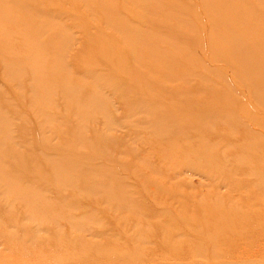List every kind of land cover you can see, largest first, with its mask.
I'll return each mask as SVG.
<instances>
[{"label": "bare ground", "instance_id": "6f19581e", "mask_svg": "<svg viewBox=\"0 0 264 264\" xmlns=\"http://www.w3.org/2000/svg\"><path fill=\"white\" fill-rule=\"evenodd\" d=\"M45 1L0 0V19L5 24L0 27V37L6 26L15 25L20 30L31 26L38 33H51L52 36L62 40L61 46L55 49L53 54H45L43 45L39 42L31 47L26 40L15 44L12 39H7L5 41L7 45L5 49H2V40L0 39V67L7 69L8 82H16L19 87L32 83L18 93L12 94L9 91L2 93L0 105L11 102L13 108L21 106V113L26 119L22 131L31 130L34 133V137L28 138L30 140L22 141L23 147L20 150L15 148L17 142L13 139L9 143L0 141V158L10 155L15 157L14 160L16 158L19 160V164L16 165L18 172H15L14 175L5 174L4 168L11 169L12 167L3 165L2 160L0 161V255L9 252L21 254L29 252L33 253L35 261L44 262L46 258H43L39 252H35V249L37 246H45L57 253L55 257H61V264H83L84 262L161 264L164 261H170L173 264H253L251 260L242 259L243 257L234 258L231 256V252L220 256L202 252L188 257L190 252L195 251L205 241L204 237L195 235L191 239L189 236L192 233L206 235L213 229V223L216 226L221 224L222 229L226 228L225 231L229 233L234 232V228H237L240 220L231 219V214H233L231 211L228 214L225 211L213 209L207 211L209 207L204 205L205 208L196 206L191 213H185L182 209L189 208V205H183V203L179 207L170 203L159 209L152 203L132 205L134 200L138 199L137 192L133 194L124 188L125 180L129 178L119 176L120 168L112 166L122 156L116 154L115 148L110 151L106 144L117 145L120 139L110 135L106 138V143L95 141L97 137L104 135L103 132H112L110 127L114 122L111 115H104L107 111V104L109 105L108 101H111L99 97L103 87L93 85L100 78L91 79L88 77L94 75V72L98 70V67L95 69L93 66H99L105 62L109 55L120 54L125 59L124 61H130L131 57H134L133 53L125 52L114 42L119 35L120 37L129 36L132 43L142 41L144 46L157 49L152 54L160 60V64L152 72L160 75L164 83L168 78V73L164 68L170 63L175 62L178 67L193 66L192 75L181 77L183 85L178 94L182 98L178 94L175 97L172 96L173 90L165 86L164 83L159 85L158 90L144 88L140 82L135 81L137 79L131 70L125 71L127 76L124 83H119L118 86L113 84L108 86L117 94L120 93L121 96V91L126 89L134 88L138 91L137 99L128 102V98L122 97L120 104L130 108L134 113L135 122L143 127L144 133L142 134H145L146 138L143 139L144 141L139 138L140 146L147 145V150L152 151L153 154L162 155L165 160H171V162L186 155L185 157L189 158L188 164H191L192 167H200L207 179H232L235 174L249 173V165L246 162L238 161V163L230 165L231 163L229 164L226 160L231 158L230 156H248L264 152V136L246 129L242 135L247 140L256 139L254 142L246 146H228L225 143L233 138L235 132L227 131L225 134H216L217 130L213 126H207L206 120H215L218 112L228 111L231 116L248 121L252 126L264 128V118L258 117L255 113H249L250 107L254 105V100L255 105L264 111V63L257 62L260 59L264 60V38L257 43L259 49L256 48L257 45L246 47L239 44L244 37L254 36L264 31V0L260 4L261 6L249 3L250 0H212L192 16H189L188 13L194 9V6H186L183 3L176 5L173 0H119V6L116 1L110 5L111 3H105L107 0L103 2L81 0L80 5L83 6L84 3L90 7V13L79 16L77 21L73 22H66L64 16L70 9L75 8V3H71L67 8L62 4V0H57L61 5L56 4L54 11H48L44 4ZM130 2L140 3V9L144 12H154L156 18L148 20L146 23H139L138 29L133 28L131 23L123 19L124 12L120 9L123 4ZM240 4L247 8L246 13H233L232 9ZM9 7H25L28 8V11L19 17L14 14L6 15L4 11ZM166 13L171 14L170 19L159 22L157 17ZM44 17L49 21H42ZM98 20H101L102 25L115 27V37L107 36L102 27H93L92 22ZM197 22H200V25H197ZM142 24L148 28L156 29L157 32L148 35ZM185 26L186 31H184ZM202 26H205V32L209 31L210 33L216 27L222 31L221 35H211L208 40V46L215 48L214 56L218 59H226L232 55H250L253 50H257V53L253 58L250 57L249 61L240 62L237 65L238 70L235 71L237 76L244 74L247 69L251 72L250 77L245 81L246 87L250 89L248 99L240 92L236 94L233 89L224 93L207 86L215 79L226 80L228 72L226 69L220 70L215 67L210 69L204 58L192 54V47L201 46L197 43L196 38L198 31L204 29ZM75 27L82 29L89 38L88 46H82L79 49L81 53L79 57L77 53L74 55L69 48L72 41L75 40L69 31ZM92 29L96 30L94 34L90 33ZM162 35H166L167 39L162 40ZM232 39L234 43L230 44L229 41ZM109 44L111 47L107 52L100 49V47ZM92 48L98 49L93 51ZM63 52L68 56L61 57ZM84 53L87 54V58L80 59ZM79 62L86 67L85 74L79 72L77 75L70 76V64ZM226 64L231 66L230 63ZM107 67L111 68L113 76L116 78L120 76L115 64H107ZM28 70L36 71L37 76H40L41 79H47V83L37 85L35 79L40 78L31 79L22 76ZM193 76H197L201 83L185 96L186 86ZM259 80L262 82L260 83ZM89 86H95V90L89 94L84 93V90ZM56 98H59V102L73 98V101H68L65 104L66 110L69 114L77 116L82 124L64 120L56 129V132L63 136L60 145L50 147L52 146L51 142H47L50 139L39 134V124L34 121L30 111L42 110L41 114L45 118V124L54 127L60 120L57 115L48 113L46 110L48 104ZM235 100L238 101L235 102ZM83 107H90L93 112L83 113L81 111ZM15 108L14 110H16ZM235 108L238 110L237 113ZM181 113H184L185 116L179 117ZM98 115L103 116L104 127L98 125L90 127L89 121L94 123ZM14 116L16 113L0 116V135L6 133L11 127L9 124ZM209 136L219 137L218 140L221 143H206L203 141L204 139L202 140ZM192 143L194 146L190 145ZM127 151L132 156H139V152ZM88 156L93 159L87 164L84 163V160ZM255 158V162L251 164L263 168L264 157L255 156ZM141 162L154 174L162 171L154 167L147 159H142ZM47 164L53 167V171L49 175L40 173ZM30 171H37V173L31 175ZM131 179L136 186L143 188L147 193H151L152 189L157 186V183L147 180L141 173L133 172ZM234 184H245L249 188L261 189L264 187V174H260L258 178L251 181L235 182ZM213 195L219 198L217 191ZM194 202L198 205L196 200ZM104 206H109V208ZM260 208L257 207L254 212L259 213ZM204 213L210 217L209 222L206 224L197 223L196 217ZM161 216L170 217V221L173 222L171 225L173 239L171 241L167 239L166 225L162 223L159 232L146 233V239L149 241L145 242L144 240L143 242L148 246L161 248L160 253L154 256L128 257V252L136 251L138 234H135L126 243L113 240L122 232H130L129 229L136 230L141 222H154V218L159 219ZM44 220L51 223L50 228L41 226L43 229H40L38 228L40 225H37L35 229L29 230L26 227V222L31 221L38 224L40 221L43 223ZM62 221L67 222V227L79 228L77 230L79 235L76 234L75 237L62 235L64 229L60 226ZM72 221L77 223L72 224ZM85 221L91 222V225L82 226L81 223ZM180 231L183 233L174 236V232ZM219 231L215 234H219ZM188 233L191 234L188 236ZM39 234H47L50 238H42ZM86 235L101 241L100 243H87L85 242L87 239L84 237ZM182 237L188 240H186V244L189 246L187 249L184 247ZM217 242L218 240L213 239L212 243L217 245ZM74 244L80 248L81 253L87 251L84 254L85 260L81 259L75 263L63 262V260L66 261L67 256L59 250L64 251V246H73ZM55 257L50 260L52 261ZM108 257H114V263H106L105 258ZM217 259L220 260L219 263L216 262Z\"/></svg>", "mask_w": 264, "mask_h": 264}, {"label": "rangeland", "instance_id": "374dc122", "mask_svg": "<svg viewBox=\"0 0 264 264\" xmlns=\"http://www.w3.org/2000/svg\"><path fill=\"white\" fill-rule=\"evenodd\" d=\"M63 3L67 8H69V5L71 3H75V8L70 9L68 14L64 16V20L66 22H73L77 21L79 16L82 15H88L90 13V7L86 6L83 3V6L80 5L81 0H62ZM104 0H100V2H103ZM117 3V5H120L119 0H107L105 3L113 5V2ZM212 0H173L174 4L180 5L183 3V5L186 6H194V9L191 10L188 15H196L198 10L205 7L204 5L211 3ZM263 0H250L249 3L256 4L258 6H261ZM47 7L46 10L48 11H54L56 4H59L57 0H46L44 3ZM243 4V3H242ZM240 4V6L235 7L232 9L233 13H246L247 8ZM61 5V4H59ZM97 7V6H96ZM95 7V8H96ZM140 3L134 2V3H125L120 8L123 13V19L127 20L129 23H131L133 28L138 29L140 27L139 23L144 22L146 23L148 20L155 19L156 16L154 15V12H144L142 9H140ZM13 8V9H11ZM8 10H5L6 15H16L17 17L25 15L28 11V8L25 7H9ZM92 11V10H91ZM171 17V14H165L163 16L157 17L159 22L161 21H167ZM181 17V16H180ZM42 21H49L47 18H42ZM93 27H102V29L106 32L107 36L115 37L116 30L115 27L109 26V25H102L101 20L93 21L92 22ZM197 25H200V22H197ZM5 26L4 21L0 19V27ZM145 30H147L148 35H152L157 32L154 28H148L145 24H142ZM187 26V25H186ZM186 26L184 27V31H186ZM197 27V26H196ZM203 27V26H202ZM205 27V26H204ZM203 27V28H204ZM189 29V27H188ZM96 32L95 29H92L91 34H94ZM69 33L73 36L75 39L72 41L71 45L69 46L70 50L74 53V55L77 53L78 57L81 54L80 48L82 46H88L89 38L83 33L82 29L79 27H75L72 30L69 31ZM222 31L220 28L216 27L209 33V31L205 32V28L198 31V36L196 38L197 43H199L201 46L196 45L195 47H192L191 50H193L194 56H201V58H204L205 61H207V67L210 69L217 68L220 70H227L228 75L226 80L220 78L215 79L213 82L207 84V86L211 87V89H217L220 92L228 93L230 92L229 89H233V91L237 94V92L241 93L242 95H245L244 97L247 99L250 97L249 92L250 89L246 87L245 81L248 80L250 77V70L247 69L246 72L242 75H235V71L237 68H239L237 65L240 64L242 61H249L250 57L253 58V56L257 53V50H253L250 55H232L226 59H218L214 56V47L208 46V40L210 36L212 35H221ZM264 38V31H261L259 34L254 36H246L244 37L239 44L242 46L250 47L257 45V49H259L258 41L260 39ZM0 39L2 40V49H5V46L7 45V42H5L7 39H12V41L15 44L22 43V41L26 40L29 42V45L31 47H34L33 45H36L38 42L43 45L44 53L50 54L55 51L58 47L61 46L62 40L57 39L55 36H52L51 33H38L36 30H34L31 26L26 27L25 29H18L15 25L12 26H6L4 29V33L1 35ZM162 40H166L167 36L162 35ZM131 38L129 36H122L120 35L115 39V43L117 46L122 48L125 52H131L134 54V57H131L130 61H124L123 56L120 54L118 55H109L105 62L101 63L99 66H93V68L98 67V70L94 72V75H90L88 78L96 79L100 78L99 81H95L93 85L95 86H101L103 87L100 91L102 93L100 94V98L102 99H108L111 102L108 101L109 105L107 104V111H105L104 115H111V119L113 120L114 124L110 127L112 132L106 131L103 132L104 135L97 137L95 141H100L102 143H106V138L110 135L116 136L120 141L117 145L115 144H108L109 150L116 149V154H119L122 156L121 159H117L112 166H115L120 168V174L119 176L124 178H129L125 180L124 188L128 189L131 193L135 194L137 192L138 199L134 200L135 202L133 204L138 203H152L154 206H156L158 209L160 207H166L170 203L175 204L176 207H179L181 203L183 205H189V208L182 210L185 213H191L194 211L196 206L204 207L208 206L209 208L207 211L213 210H219V211H225V213L228 214V212H232L231 219H237L240 220L237 228H234V232L229 233L228 231H225L226 228L222 229V225L219 226L214 225L213 229L206 235H199L196 233H188V236L191 238L192 236H198V237H204L205 241L202 242L195 251L190 252L188 254V257H192L195 254L207 252L214 255V256H220L224 253L231 252V256L234 258L243 257L242 259H247L248 261L251 260L253 264H264V187L259 188H249L245 186V184H234L236 183H244L251 181L253 179H256L259 177V175L264 174V167L259 168L255 167V164H251L252 162H255L256 158L255 156H263L264 152L259 151L260 154L255 155H248V156H230L231 158H228L226 162H228L230 165L234 163L240 162H246L249 167V173L246 174H235L232 179L231 178H225V179H207L204 175V171L200 167H192L191 164H188V159L185 156L180 157L177 161L171 162V160H165L162 155H156L153 154L152 151L147 150L148 147L139 145L140 139L143 140L146 138L145 134L143 132V127H140L136 122L134 118V113L131 112L130 108L123 106L120 104L121 98H128V102L130 100H134L138 98V91L136 89H126L125 91H121L122 96L114 92L108 85L113 84L114 86L120 85L126 78L127 73L126 70H131L134 74V77L136 82H140L144 88H153L158 90L159 85H163V80L160 78V75L155 74L152 72L153 69H156L159 67L160 60L155 58L153 56V52L157 50L154 47H146L144 46L142 41L137 42H130ZM207 41V43H206ZM229 43H234V40H230ZM111 45H106L100 47V49L110 50ZM220 48V43H219ZM98 48H92L93 51L97 50ZM79 50V51H78ZM70 53V51H69ZM68 54L63 52L61 54V57ZM87 54L84 53L80 59H85ZM258 63H264V60L260 59L257 60ZM226 63H230L231 66H227ZM107 64H115L116 70L120 72V76L116 78V76H113L111 68L107 67ZM70 69V76L77 75V73L81 72L82 74H85L86 67L82 63H71L69 66ZM164 70L168 73L167 82L164 83L165 86L168 88H171L173 90L172 96H176L178 94L179 89L183 85V81L181 80L182 76L186 75H192L191 73L194 72V67L191 65H185L182 67H178V65L174 63H170ZM238 70V69H237ZM7 69L0 67V96L2 93H6V91H9L12 94L18 93L21 91L24 87H27L28 85H32V83L24 84L23 86L18 85L16 82H8L9 79H7ZM202 73V71H201ZM157 76H155V75ZM22 76H25L27 78H40V76H37V72L33 70H28ZM159 76V77H158ZM37 85H44L47 83L46 78H40L35 79ZM8 82V83H7ZM159 82V83H156ZM261 83L262 81L259 80ZM120 83V84H119ZM124 83V82H123ZM200 79L197 78V76H193L191 78V81L186 86L187 93H185V96L188 95L190 92L195 90L198 84H200ZM95 86H89L84 90V93L89 94L92 93L95 90ZM179 95V94H178ZM179 97L182 98L181 95ZM0 99H2L0 97ZM61 99V98H60ZM68 101H73V98L64 99L59 102V98L54 99L52 102L48 104L47 112L51 114H55L58 116L59 123L54 126H48L45 124V118L42 116V110H32L30 113L34 117V121L39 124L40 132L39 134L41 136L47 137V139H50L47 142H51L52 146L60 145V142L62 140V135L58 134L56 132V129H58L61 125V123L66 120V122H73L74 124H82V121H80L77 116L71 115L67 112L65 104ZM238 100H235L237 102ZM253 106L250 107L249 113H255L260 118H264V111L260 110L261 108H258L255 105V100L253 101ZM15 108V107H14ZM12 107V103L9 102L8 104H2L0 105V116L9 115V113H16V116H14L9 124L11 126L6 133H3L0 135V141L8 142L10 140H15L17 142V146L15 147L17 150H20L23 147L22 141L23 140H30L28 138L34 137V133L30 130H23V123L25 122V116L22 115L21 106L15 108L14 110ZM81 111L83 113H92L93 109L90 107H83L81 108ZM236 113L238 112L237 108H235ZM234 111L232 112V114ZM223 114V115H222ZM216 119L212 120H206L207 126H213L217 131V133L225 134L227 131H234L235 135L232 139L228 140V143L225 144L229 145H237V146H246L247 144H250L254 142L256 139H248L242 135V132L246 129L250 131H254L257 133H260L264 136V128L259 126H252L250 125V122L244 121L242 119L233 117L230 115V113L227 112H218ZM237 115V114H236ZM185 114L181 113L179 114V117H184ZM62 117V118H61ZM61 118V119H60ZM81 120H83L81 118ZM137 120V119H136ZM219 120V121H218ZM229 120V121H228ZM217 122V123H216ZM105 120L103 116H99L95 120L94 123L89 121L88 125L90 127L99 126L104 127ZM220 123V124H219ZM227 123H229L227 125ZM87 125V126H88ZM236 126V127H235ZM219 129V130H218ZM36 134V133H35ZM88 135L90 133H87ZM140 136V137H139ZM27 137V138H26ZM140 138V139H139ZM219 137H206L202 138V140L206 143H221L218 140ZM144 141V140H143ZM191 146H194V144H190ZM224 145V144H223ZM222 146V145H221ZM220 148V146H219ZM7 149V148H6ZM217 149V148H216ZM71 151V149H69ZM127 150H131L134 153L139 152V156H132L130 153H128ZM146 150V151H145ZM221 150V149H220ZM223 151V150H221ZM224 152V151H223ZM115 154V152H114ZM15 157L13 156H6L0 158V161L2 160L3 165L11 166V169L4 168L6 171L5 174H13L15 172H18V169L16 168V165L19 164L18 158L14 160ZM92 157L88 156L86 157V160H84V163H87L89 161H92ZM142 159H147L151 162V164L154 167H157L158 169L162 170L161 172H158L157 174H154L153 171H150L147 169L144 164L141 162ZM253 160V161H252ZM88 164V163H87ZM81 169V168H79ZM53 171V167L51 165H46L44 168L41 169L40 173L49 175L50 172ZM137 172L143 174L147 180H152L154 183H157V186H155L151 193H147L143 188L136 186L135 182L131 179L132 173ZM37 171H30L29 174H36ZM217 191L218 197H215L213 194ZM189 197H187V196ZM188 199H186V198ZM226 197V198H225ZM196 200L197 203L194 202ZM199 200V201H198ZM205 205V206H204ZM106 208H109V206H104ZM257 207L260 208L259 213H255ZM27 209V208H26ZM223 209V210H222ZM171 212V211H170ZM198 215V214H197ZM170 217L161 216L159 219L154 218V222H146L143 221L140 223L139 227L130 232H122L118 234L113 240H119L122 243H126L130 241L135 234L137 235V245H135L136 251L134 252H128V257H144V256H154L155 254H158L161 252V248L154 247V246H148L144 244L145 242L149 241L146 239L147 234L151 232H159L160 226L162 223L166 225V233H167V239L171 241L173 239V227L171 225L173 224L172 221L169 219ZM74 220V219H73ZM210 220V217L204 213L198 215L196 217V222L201 224H206ZM40 221L38 224L35 222H26V227L29 230L35 229V226L40 225L38 228L43 229L42 227H51V223L48 220H44L43 223ZM69 222V221H68ZM66 221H62L60 223V226L63 227L62 235L66 236H73L75 237L77 234V230L75 227H67ZM72 224L77 223L76 221H72ZM244 223V224H242ZM82 226H90L91 222L85 221L81 223ZM42 226V227H41ZM74 226V225H73ZM81 226V227H82ZM170 226V227H169ZM67 227V228H66ZM80 227V228H81ZM92 227V226H91ZM99 227V226H96ZM221 229V230H220ZM220 230V231H219ZM217 231H219V234H215ZM183 231H180L178 233L174 232V236L178 234H182ZM60 234V233H59ZM57 234V235H59ZM185 234V233H184ZM41 235V234H39ZM79 235V233L77 234ZM82 235V234H81ZM42 238H48L49 236L47 234L41 235ZM52 237V236H51ZM87 241V243H100V239L92 238L91 236H84ZM197 237V238H198ZM50 238V237H49ZM193 239V238H191ZM202 239V238H201ZM213 239L218 240L217 245H214ZM186 238L182 237L183 244H185V249L189 247L186 243ZM188 241V240H187ZM134 248V249H135ZM64 252L63 250H59L62 254L67 256L66 261L63 260V262H70L75 263L83 259L85 260V253H81L80 248L74 244L73 246H64ZM147 251V252H146ZM35 252H39L43 258H46L44 262L42 261H35V258L33 256V253L25 252L24 254H21L19 252H9V253H1L0 255V264H61L62 260L61 257L57 256V253H54L52 250H49L45 246H37L35 249ZM53 252V253H52ZM18 253V254H17ZM6 254V256H5ZM50 255V256H49ZM192 255V256H191ZM52 257H55L52 261L50 260ZM49 259V260H48ZM54 261V262H53ZM115 258L114 257H108L105 258L106 263H114ZM220 260H216L217 263H219ZM241 261V260H239ZM250 261V262H251ZM83 264H96V263H87L84 262ZM159 264V263H157ZM161 264H173V262H166L164 261ZM251 264V263H250Z\"/></svg>", "mask_w": 264, "mask_h": 264}]
</instances>
